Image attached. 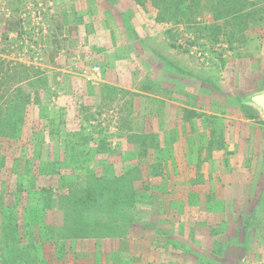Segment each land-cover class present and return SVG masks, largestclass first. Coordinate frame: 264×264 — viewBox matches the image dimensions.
Returning <instances> with one entry per match:
<instances>
[{
  "label": "rangeland",
  "instance_id": "374dc122",
  "mask_svg": "<svg viewBox=\"0 0 264 264\" xmlns=\"http://www.w3.org/2000/svg\"><path fill=\"white\" fill-rule=\"evenodd\" d=\"M189 1L192 10L180 0L175 5L165 0H0V129H6L0 134L5 161L0 191L9 181L0 201L6 208L0 243L9 251L6 257L12 256L2 263L238 264L241 221L256 199L258 232H251L258 234L245 264H264V119L249 101L241 103L264 90V15L242 19L244 10L235 13L238 20L217 15L214 0ZM249 1L264 12V0ZM38 2H50L54 10L51 17L50 11L44 14V32L23 21L26 5ZM94 20L112 36L114 51L103 53L105 58L125 52L138 57L136 62L127 55L136 77L132 86L150 84V69L158 64L168 78L171 66L162 58L172 60L168 64L178 68L180 81L175 100L195 106L179 113L177 130L171 128L176 109L159 99L142 96L140 112L133 115L117 91L98 86L101 75L94 83L82 77L92 65L103 74L101 64L82 66L78 56L65 64V55L73 53L67 43L78 36L87 44ZM73 24L78 31L77 26L68 29ZM117 32L124 35L120 42ZM30 44H38L37 51ZM151 85L160 95L161 83L154 78ZM145 118L156 128L171 127L154 136L146 133L149 144L134 145L137 138L128 136L141 132ZM209 127L214 143L203 152L202 135ZM194 129L199 144L192 147ZM128 138L132 144L127 145ZM156 138L164 142L162 148ZM174 152L195 157L194 163L181 162L186 173L194 165V187L192 192L175 187L176 199L170 201ZM148 153L161 159L146 160ZM139 159L146 166L144 181L138 177ZM12 177L16 186L9 184ZM87 190L90 204L111 202L121 211L106 228L83 235L78 231L83 207L74 200Z\"/></svg>",
  "mask_w": 264,
  "mask_h": 264
},
{
  "label": "crops",
  "instance_id": "0c3cea01",
  "mask_svg": "<svg viewBox=\"0 0 264 264\" xmlns=\"http://www.w3.org/2000/svg\"><path fill=\"white\" fill-rule=\"evenodd\" d=\"M48 1H51L52 0H48ZM55 2V0H53ZM53 3V2H52ZM54 10H53V7L51 8V11H50V16H52ZM66 12H69L68 8H67V11ZM87 23L85 22L84 23V26L87 27L86 25ZM76 26H77V31L79 30V25L77 24H73L72 26H68V29H70L71 31L75 30L76 29ZM89 27H91V29H89V33H87V35H90L89 38V42L86 44L85 41H81L80 39H76L78 36L76 37H73L71 42L70 43H67V48H69L68 46H70V49L72 50V56L71 57H67V55H65V60H67V62L65 61V64H69V62L71 63V61L74 59V61H77L76 60V56H78L79 58V63H81V65H92V64H101L105 70V72H102L100 73L101 75V82L98 84V86L101 84L102 87H106V88H111L115 91L118 92L119 96L117 97L120 102H123L124 105H127L128 106V109H126L125 111L126 112H130L131 114L135 115L137 113H139V106H140V101L142 100L141 97L144 96V97H147L149 98L150 100H153V98H156V99H159L160 103L162 106L166 107V108H170L172 107L173 109H176V114L177 115V122L176 123H171V128L172 130H177L176 128L178 127V115L179 113H181L182 111L183 112H189V110H194L195 109V106L193 104L190 105V102H186L185 105H180V103L175 100V99H179V94H178V91H176L177 87L176 85L178 83H180L179 79L177 78V73H178V68L173 65V64H168V62H172V60L170 59H167L166 58H162L164 60H166L167 64V68H169V66H171V70L172 72L169 73L168 72V78L165 77L163 75V71L160 70V64L158 65H155V67H152L150 69V72H149V75L151 76V79H149V81L152 83L154 82V78H155V82L157 81L158 84L161 83L160 85V89L161 91L163 92H160V89L158 91V93L160 95H156V93L154 92H151V90H147L148 88H151V89H155V87H153L150 84L148 83H145L143 85V87H138V85H134L132 86V79L136 78L133 76V68H131L130 64L127 63V55H129L130 57H134L136 58V62H138L137 60V56L135 54H127V52L123 53V57L121 56H118L116 55V57L114 56H111V57H108V58H105L103 56V53L105 52H113L114 51V46L113 44H111V40H112V36L110 34L109 31H104V30H101L100 28V22L98 21H93V23H89ZM68 32V31H66ZM63 33V30H60V34L62 35ZM121 33V32H120ZM119 38V42H120V39H124V35L121 34L119 36V32H117L116 34ZM86 36V34L84 35ZM63 38H66L65 41L68 42L69 41V38H68V35H63ZM115 42H116V39H115ZM85 43V44H84ZM70 44V45H69ZM122 45L125 47V43H122ZM120 51V50H119ZM118 51V52H119ZM120 52H123V51H120ZM64 55V54H63ZM107 62L110 64L109 66H107ZM129 63H132L129 59ZM133 64V63H132ZM137 64V63H135ZM106 67H105V66ZM135 69H137V71H140L138 69V65L136 67H134ZM154 68V69H153ZM156 68V69H155ZM153 69V71L151 72V70ZM161 69H163L161 67ZM170 69V68H169ZM167 69V70H169ZM177 69V70H176ZM145 69H143V73H145L146 71H144ZM156 71V72H154ZM127 73L129 74V77L127 75ZM142 73V72H141ZM151 73V74H150ZM140 75H137V77L139 78ZM149 77V76H148ZM137 78V79H138ZM135 83H137L138 80H134ZM144 88V89H143ZM264 91V90H263ZM262 92V91H261ZM260 93V92H259ZM257 94V93H256ZM103 95V93H102ZM255 95V94H254ZM253 96V95H252ZM169 97V98H168ZM251 98V96H250ZM118 100V101H119ZM188 100V99H187ZM249 103L251 105H253L251 103V101L249 100ZM259 112L260 109L253 105ZM175 111V110H174ZM147 118L144 119V121L146 120ZM180 125V124H179ZM145 127L149 128L148 130L145 129ZM169 128H165V127H158L156 128L154 123L151 122V120L148 119V121L144 122L143 123V126H142V130L140 133L136 134V135H130L128 137L131 138V140H133L134 138H137L136 142L134 143V145H144V144H149V140L145 139L146 135L148 133H152L153 131H156L157 133L158 132H165L167 131ZM152 129L150 132L149 130ZM210 130L211 128L209 127L205 132L204 134L202 135L203 136V139L206 140V143H203L204 141L202 140V151H206L208 149V145H209V141L211 140V133H210ZM147 133V134H146ZM146 134V135H145ZM181 136H179L180 138ZM133 138V139H132ZM151 140L153 139L152 137H150ZM187 138H189V131L187 132ZM190 144L195 146V145H198L199 144V141L196 140L195 138V129L194 131L191 133V139H190ZM127 141V145L128 144H132L130 139H126ZM153 141V140H152ZM151 141V142H152ZM155 144L159 147V148H162L164 142L163 141H160L158 138H156L154 140ZM189 143V141H188ZM193 150L195 148H192ZM151 152H153V149L150 150ZM144 153L142 152V155ZM153 153H148L146 160L150 159V160H153L156 158V160H160V159H157L158 155L157 156H154L152 155ZM190 154H186V153H182V152H174V154H172V157L173 159H175L174 161V164H173V173H172V182H171V187L172 188V193L176 194L177 193V188L175 187H185L187 192L193 190V187H194V184L193 185H190L192 183H194V165L193 164H189L188 166H193L191 167V172L190 171H187L184 172L182 169H181V166L182 164H185L187 161L188 163H194L195 162V157L194 158H190L189 156ZM177 159V160H176ZM138 159H135L134 161H137ZM141 160H144V159H139V168H140V173H138V177H140L141 181H144V179L146 178L147 176V172H146V166L145 164L141 161ZM181 162H183L181 164ZM143 163V164H141ZM186 168V167H185ZM144 172V174H143ZM172 172V170H171ZM155 174H158V173H155ZM160 176H162V173H159ZM196 183V182H195ZM190 186H189V185ZM196 188L199 187L201 185H197L195 184ZM201 189V188H200Z\"/></svg>",
  "mask_w": 264,
  "mask_h": 264
},
{
  "label": "trees",
  "instance_id": "16d2710c",
  "mask_svg": "<svg viewBox=\"0 0 264 264\" xmlns=\"http://www.w3.org/2000/svg\"><path fill=\"white\" fill-rule=\"evenodd\" d=\"M135 1L139 2V3L142 2V0H135ZM151 1H152V3H154V0H151ZM183 1L185 3H188L187 6L190 8L191 1L180 0V2H183ZM164 3L175 5V4H178L179 2H177V0H165ZM211 4L215 5L214 9H215V12L217 13V15H221L222 13H223L222 15H224L225 13L226 14H232L233 16H236L235 19H238V20H241V19L235 13L240 12V11H244V10H245V13H243L244 15H243V17H241L242 19L243 18L247 19V17L252 15V14H253L252 17H254V16H256L257 12L258 13L261 12V17L264 15L263 7H259V6H257L256 8L252 7V5L255 6V3L251 2L249 0H214V1H211ZM249 5L252 8L250 10L248 9ZM219 6H221L223 9L219 8ZM159 7L161 9H163L162 6H159ZM165 9L166 8H164V10ZM187 10H189V9H187ZM149 89L150 88H148L147 90H149ZM261 91L262 90H260L258 92L256 91V93H259ZM151 92H153V91L151 90ZM28 98L29 97L27 96L25 100H28ZM249 100H250V97L249 98L248 97L242 98L241 99L242 106H243V104H246L245 102H247ZM19 120H21V121L25 120L24 115L23 116L21 115V118L19 117ZM0 124H1V121H0ZM12 124L14 126V122ZM242 125L247 126V124H245L243 122H242ZM18 126H19L18 123H16V125L14 127V129L16 131H18V128H19ZM3 130H6V129H0V134L2 133ZM212 131H213V129H212ZM155 133L156 132L153 131L150 134L152 136H154ZM210 142H211V144H210ZM213 143L214 142L211 139L209 141L210 146L208 145L209 150H210V147L212 146ZM203 152H206V151H203ZM0 155H1V153H0ZM1 158L2 157L0 156V169L4 171L3 165H4L5 161H4V159L2 160ZM13 162H14V160H13ZM12 165L14 167H16V165H14L13 163H12ZM43 175H44V173H42V176ZM15 180L16 179L14 177L13 181L11 183H9L10 186L12 183H14V185L16 186L17 182ZM8 182L6 183L7 185H5V187H3V190L0 191V201H3L4 200L3 196L5 197V195L8 194V189H6L8 186ZM0 184H1V181H0ZM1 185H0V188H1ZM5 190L7 191V193H4ZM91 197H92L91 192L87 190L86 196L83 197V199H80L81 197H78L74 200L75 202L80 201L81 206L83 207V210H81V215H82L81 219L78 220V224L80 223L79 227H78V231L80 233H82L83 235H90L92 232H96L97 229L101 226H103L102 228H106L108 226L109 221H116V217H118L116 215H119L120 211H121V208H117V206H115V205H110L111 202L109 205L108 204H101V203L98 205L90 204L89 199H91ZM114 197L117 199H120V197L118 195H115ZM174 199H176L175 194L171 195L169 197L170 201H173ZM87 201L89 202V204H86ZM92 201H95V200H92ZM258 205H259V200L255 199L254 203L248 208V210H247L248 213L245 215V217L241 221V226H240L241 231L238 233V235L240 237V241H239V245L236 247L237 252L239 254L238 264H245V262H246L245 260H247V258L251 255V253L253 251L254 243H256L258 233L255 234L254 232H251V231H256V230H254V223L257 222V218L255 217V211L257 210ZM5 209H6L5 207L0 206V219L3 216V214H4L3 212ZM99 219H102V221ZM10 227L12 228V227H14V225L10 226ZM256 232H258V231H256ZM198 236H200V237H198ZM196 237H198L199 239H204L201 235H197ZM223 248L222 249L220 248V250L217 252L221 253ZM5 249H6V247H5ZM230 251H235V248L231 247ZM7 253H9V251L4 252L3 247L0 243V263L9 260L10 257L12 258V256L6 257ZM2 264H4V263H2Z\"/></svg>",
  "mask_w": 264,
  "mask_h": 264
},
{
  "label": "built area",
  "instance_id": "2783aa9c",
  "mask_svg": "<svg viewBox=\"0 0 264 264\" xmlns=\"http://www.w3.org/2000/svg\"><path fill=\"white\" fill-rule=\"evenodd\" d=\"M51 3L48 2L46 4L38 2V3H28L25 7V14H23V21L28 19L29 27L39 28L44 32L45 28V18L44 14L47 11H50L49 8ZM38 34V33H36ZM29 48L33 51H37L39 48L38 44H30ZM82 77L87 81L94 83L99 80L100 75V67L98 65H92L89 68L83 69L81 71Z\"/></svg>",
  "mask_w": 264,
  "mask_h": 264
},
{
  "label": "water",
  "instance_id": "95a60500",
  "mask_svg": "<svg viewBox=\"0 0 264 264\" xmlns=\"http://www.w3.org/2000/svg\"><path fill=\"white\" fill-rule=\"evenodd\" d=\"M250 101L260 109V116L264 119V91L251 96Z\"/></svg>",
  "mask_w": 264,
  "mask_h": 264
}]
</instances>
